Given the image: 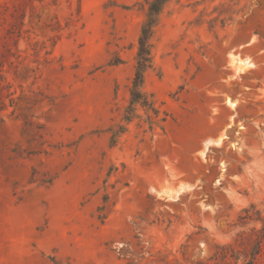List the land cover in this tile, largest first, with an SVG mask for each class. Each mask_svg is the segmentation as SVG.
I'll return each mask as SVG.
<instances>
[{
  "label": "rangeland",
  "instance_id": "1",
  "mask_svg": "<svg viewBox=\"0 0 264 264\" xmlns=\"http://www.w3.org/2000/svg\"><path fill=\"white\" fill-rule=\"evenodd\" d=\"M150 1L0 0V264H264V0H169L125 122Z\"/></svg>",
  "mask_w": 264,
  "mask_h": 264
},
{
  "label": "trees",
  "instance_id": "2",
  "mask_svg": "<svg viewBox=\"0 0 264 264\" xmlns=\"http://www.w3.org/2000/svg\"><path fill=\"white\" fill-rule=\"evenodd\" d=\"M169 0H151L148 3L147 15L144 23L141 26L140 35L137 41V54L135 72L131 83L129 106L125 112L123 120L130 122L133 115V106L140 105L142 108H150L151 104L148 101L146 94L143 92L144 73L150 67V38L152 31L157 24L158 17L162 8ZM156 113V112H155ZM111 132V145L115 143L118 134L124 131L123 125H116L109 129Z\"/></svg>",
  "mask_w": 264,
  "mask_h": 264
},
{
  "label": "bare ground",
  "instance_id": "3",
  "mask_svg": "<svg viewBox=\"0 0 264 264\" xmlns=\"http://www.w3.org/2000/svg\"><path fill=\"white\" fill-rule=\"evenodd\" d=\"M231 62L236 67V69H237L238 72H242V71H244V69L252 66V64L247 59L241 60L239 58L232 57ZM228 104L232 108L235 106V104L233 102H230V101H228Z\"/></svg>",
  "mask_w": 264,
  "mask_h": 264
}]
</instances>
